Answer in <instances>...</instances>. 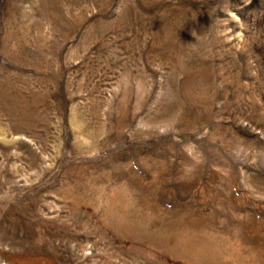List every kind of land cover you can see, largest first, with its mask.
I'll use <instances>...</instances> for the list:
<instances>
[{
  "label": "rangeland",
  "instance_id": "1",
  "mask_svg": "<svg viewBox=\"0 0 264 264\" xmlns=\"http://www.w3.org/2000/svg\"><path fill=\"white\" fill-rule=\"evenodd\" d=\"M0 264H264V0H0Z\"/></svg>",
  "mask_w": 264,
  "mask_h": 264
}]
</instances>
